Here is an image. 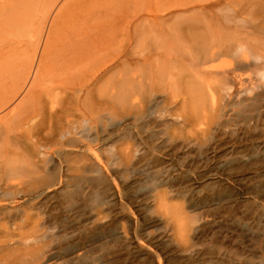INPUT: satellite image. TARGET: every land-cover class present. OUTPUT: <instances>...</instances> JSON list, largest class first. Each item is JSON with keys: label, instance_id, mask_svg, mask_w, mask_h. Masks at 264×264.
<instances>
[{"label": "rangeland", "instance_id": "rangeland-1", "mask_svg": "<svg viewBox=\"0 0 264 264\" xmlns=\"http://www.w3.org/2000/svg\"><path fill=\"white\" fill-rule=\"evenodd\" d=\"M53 1L46 6L44 0H23L10 18L13 24L0 25V94L13 87V74L23 56L41 53L46 34L40 46L33 47L39 38L37 22L45 10L53 7ZM66 1L57 8L54 6L50 20L60 15L57 13ZM100 1L90 0L83 7L79 3L69 6L66 27L69 29V25L78 22L75 19L78 11L90 8L92 28L81 25L79 31H83L82 36L88 42L99 40L102 46L99 49H103L107 46L97 35L107 37L112 33L108 31L110 27L127 24L138 12L152 19L156 12L150 10L157 4L176 0H129L132 4L128 10L115 9L112 2ZM254 1L257 6L242 14L247 27L263 21L264 0ZM246 2L250 1H241L237 8ZM168 13L160 14L169 22L165 28L173 23ZM112 15L117 19L110 20ZM260 32L257 36L262 40L264 32ZM68 37V34L64 37L66 45L74 38ZM245 40L248 41L242 53L213 62L220 73L233 77L240 56L249 58L242 60L243 66L248 64L241 71L242 82L231 77L226 87L212 83L215 101L192 99V94L183 87L172 94L162 87L163 92L137 93L131 103L136 108L130 112L124 107L126 110L120 109L113 117L102 108L93 118L83 117L84 113L89 115L90 100L80 93L84 105L81 110L76 109L74 91L69 87L81 78H88L79 75V81L71 80L73 68L83 74L88 70L84 63L70 70L66 66V76L62 78L66 77V95H61L66 101L60 102L66 108L65 116L54 117L57 126L54 135L58 133L54 138L58 145L53 141L52 146L42 148L47 153L46 171L54 170L57 177L50 171L54 176L53 179L50 176L51 185L39 192L47 190V195L52 196L41 200L35 192L19 197L14 204L4 201L6 212L19 210L20 214L18 219L0 220V225L3 220L6 224L5 228L0 226V264H264V69L258 71L264 68V42ZM148 47L151 44L136 42L131 50L140 52ZM72 48L66 49V57ZM68 60L67 57L66 63ZM60 73L55 72L61 77ZM117 74L118 71L112 72L101 81L95 88L96 97L98 90L104 94ZM55 77L51 80L53 87L59 85L57 79L62 80ZM167 94L173 95L172 98ZM167 98L168 104L159 112L154 100ZM46 99L41 100V107L46 105ZM38 107H35L38 114L35 109L26 114L29 117L35 114L33 120L22 116V132L35 126L34 120L42 124ZM84 119L92 124V130L86 131L88 124L81 126ZM149 120L155 124L139 133L138 128ZM134 128L136 138L129 139L127 134ZM59 144L65 148L61 149L63 146ZM88 148L95 149L98 157ZM34 161L43 164L37 157ZM24 170L14 173L9 185L31 181Z\"/></svg>", "mask_w": 264, "mask_h": 264}, {"label": "bare ground", "instance_id": "bare-ground-1", "mask_svg": "<svg viewBox=\"0 0 264 264\" xmlns=\"http://www.w3.org/2000/svg\"><path fill=\"white\" fill-rule=\"evenodd\" d=\"M62 1L63 0H54L52 3L54 4L53 7L45 10L44 14L37 22L40 27L39 38L33 47H39L42 38H44L42 37L43 34H46L43 39L44 46L41 53H34L31 57L25 54L22 63L19 65L18 71L13 74L12 82H15L13 87L8 92L0 94V217H2L0 220L17 218L20 214L19 210V212L16 210L15 212H6L7 208L4 201L14 204L18 201L17 199L19 197L22 199L35 192H38V194L36 193V198H41V200L42 198L52 196L47 195V190L43 189L51 185V177L52 179L54 178V176L50 174V171H53V175L56 174H54V170L51 169L50 171H46L49 167L45 156L47 153L42 152V148L46 149V146L51 145L50 142L52 143L54 141L55 144L57 143L55 140L56 138H54V128L57 127L54 122V117L57 114H63L65 116L64 112L66 108H64V105L60 102L66 101V99L61 96L62 94L66 95V66H68L70 70L73 66L84 63V66L88 70V72L83 74L82 71L80 73L77 68H73L75 73L71 75V80L79 81V77L82 76L88 78L85 80L81 78L79 83H73L69 87V90L74 91L73 97L76 109L81 110L80 108L84 105V100L81 99L80 93L83 92L86 94L90 100L89 104L91 106L89 107V115L84 113L83 117L87 116L88 118H93V116L98 115L102 109L108 111L113 117L122 111L119 112L120 109H129L130 111L134 109V107L136 108V105L132 108L131 103H133L137 93L142 91H147V93L149 91V94L150 92H160L162 91V87H167L168 90H171L169 94L183 87L184 89H188V93L192 94V99H200L206 102L208 99V101L211 100L213 102L215 99H213L212 96V83H221V85L226 87V85L232 81L230 79L232 76H228L229 74L223 71L220 73L218 70L219 67H214L213 62L222 58L224 59V57L229 55H238L242 53L241 51H243L244 43L248 41L245 40L246 38L252 39L251 41L255 42V44H259L262 40L264 42V39L261 40V38L257 36L260 31L264 32V14L263 21L261 23L258 22L259 24L256 26L255 24L254 26L253 24L248 27L247 25L245 26V21L242 18V14H244L245 11L247 12L248 9L250 10V7L254 8L255 6L252 7L253 5L257 6V2L254 0H249L250 2H246L247 4L245 6L241 5L242 7L240 8L237 7H239V3L243 0H176L170 1L167 4H157L154 9L150 10L153 13L156 12L155 14L150 13L153 14L152 19L143 17L139 12L133 16L130 22L124 17L125 21L128 22L127 24L123 21L122 23H124V25L121 27H110L108 31H112V33L107 37H103L102 34L97 35V37L101 36V43L107 46L103 49H99V47H102L99 40L88 42L85 36H82L83 31H79L81 25H87L89 29L92 28V26L89 25L91 19L90 8L89 10L78 11L75 14V19L78 22L72 27L69 25V29L66 27L67 10L77 3H79V6L81 5L80 7H83L90 0H67L66 4L60 6L59 13H57L60 14L57 16L61 22L58 23L59 20L57 21V16L53 21L50 20L54 13V6L57 8ZM22 2L23 0L18 3H9L6 0L4 2L0 0V25L2 23H9V25L13 24L12 21L10 22V18L17 11V8ZM51 2L52 0H44L46 6H49ZM100 2H112V8L119 9L123 7L127 10L130 9L132 4L129 0H101ZM69 6L70 8H68ZM109 9H111V7ZM166 12L170 13L171 21H173L172 25L168 26V28L164 27L169 24V22H166L164 19L165 15H160ZM260 17L262 18V16ZM134 18L135 20H133ZM116 19V15L110 17V20ZM133 21L135 22L133 23ZM50 22H52L51 26H49ZM66 34H68L69 37H74L70 40V44L67 45L64 39ZM136 42L141 44L149 43L151 47L144 48L140 52H134L131 50V47ZM155 45L158 46L154 47ZM66 46L68 47L66 48ZM145 47H147V45H145ZM68 48H72L73 50H70L67 56L69 60L66 63V49L68 50ZM79 56H81L82 59L78 58ZM242 56H240V60H238V62H241L236 67V71L232 77V79H237L239 82H242L241 71L245 70L246 68L244 66L248 65L246 64L243 66V62L249 59L248 57L245 58L246 56ZM236 58L239 59L238 56H236L235 59ZM260 69L261 70L252 69V71L258 70L260 72L264 68L261 67ZM59 70H62L64 74L62 71L60 73ZM116 71H118L116 79L106 88L104 94H102V91L98 90V95L96 97L95 88L105 77ZM55 72H59L61 77L58 75L56 76L57 73L55 74ZM63 75H65V79H62ZM55 76L62 79H57L60 83L54 80L55 84L59 83L57 87H53L54 83L52 84L53 81L51 82ZM49 83L51 84V88H49ZM215 86L213 87L215 88ZM165 88L164 90H167ZM55 91L59 92L57 93ZM40 94H44L47 99L46 97L44 98L43 95L41 97ZM172 96L173 95L169 98H172ZM42 98L46 99V105L45 102L42 104L45 105L44 107L40 106V104L45 101ZM169 98L160 102H158L157 99L154 100L156 101V108L159 112L165 109V104H168ZM198 101H196L197 104ZM37 105L41 107L39 116L43 119V122L41 119L42 124L36 123L40 120H34V124L36 125L22 132L20 130L22 116L26 115L30 110H34ZM12 106L14 107L11 109L10 107ZM124 107L126 109H124ZM35 110L34 113L38 114V110ZM35 114L30 117L26 115L25 120H33L32 118L35 117ZM71 124L74 125L76 123L71 122ZM87 124L89 128L87 127L86 131H89L88 129L92 130V124H90L88 119H84V122H81V126H88ZM153 124H155V122L149 120L143 124V128L137 127L139 133L141 130L145 132L146 127H150ZM158 124L159 123H156L155 126H158ZM76 128L78 127L76 126ZM135 131L136 128L129 131L130 133H126L127 137L129 139L136 138ZM64 136L65 135H63V137ZM61 144H59V146ZM56 145H58V143ZM64 148L65 145L61 149ZM48 149L50 151L53 150L50 148ZM90 150V152L94 154L93 156L98 157L95 149L91 148ZM60 152L61 151H59V153ZM51 153L48 155H51ZM36 157L39 159L40 163H43L42 165H38L37 161H34ZM57 157H60V155ZM52 159L55 160V158ZM54 163H56V161ZM59 165L57 163L58 169H60ZM30 167L32 169L29 171L24 170V168ZM20 170L26 171L27 176L32 180L30 179L31 181H27L24 184L14 185V183H11L14 186L9 185V181H12L10 180L12 175ZM43 173L45 176L41 175ZM55 173L57 172L55 171ZM60 175L61 173L59 176ZM54 181H56V178ZM24 185L26 186L23 187ZM41 188H43V191L39 192ZM54 198H52V200ZM2 223L3 224L0 226H4L5 228L6 224L4 220Z\"/></svg>", "mask_w": 264, "mask_h": 264}]
</instances>
